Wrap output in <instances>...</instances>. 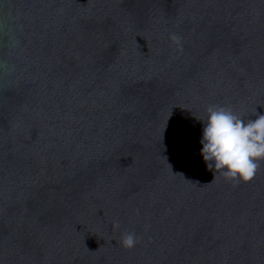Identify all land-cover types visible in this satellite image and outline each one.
I'll return each mask as SVG.
<instances>
[{
  "label": "water",
  "instance_id": "obj_1",
  "mask_svg": "<svg viewBox=\"0 0 264 264\" xmlns=\"http://www.w3.org/2000/svg\"><path fill=\"white\" fill-rule=\"evenodd\" d=\"M209 105L264 113V0H0V264H264Z\"/></svg>",
  "mask_w": 264,
  "mask_h": 264
},
{
  "label": "clouds",
  "instance_id": "obj_2",
  "mask_svg": "<svg viewBox=\"0 0 264 264\" xmlns=\"http://www.w3.org/2000/svg\"><path fill=\"white\" fill-rule=\"evenodd\" d=\"M199 149L208 168L233 182L247 181L264 160V113L238 117L230 108L209 105L205 110ZM133 232L121 234V246L134 247Z\"/></svg>",
  "mask_w": 264,
  "mask_h": 264
},
{
  "label": "snow or ice",
  "instance_id": "obj_3",
  "mask_svg": "<svg viewBox=\"0 0 264 264\" xmlns=\"http://www.w3.org/2000/svg\"><path fill=\"white\" fill-rule=\"evenodd\" d=\"M253 177V176H252Z\"/></svg>",
  "mask_w": 264,
  "mask_h": 264
}]
</instances>
